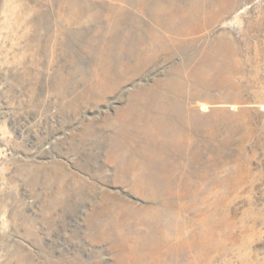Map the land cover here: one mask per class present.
<instances>
[{
    "label": "rangeland",
    "instance_id": "374dc122",
    "mask_svg": "<svg viewBox=\"0 0 264 264\" xmlns=\"http://www.w3.org/2000/svg\"><path fill=\"white\" fill-rule=\"evenodd\" d=\"M0 264H264V0H0Z\"/></svg>",
    "mask_w": 264,
    "mask_h": 264
}]
</instances>
